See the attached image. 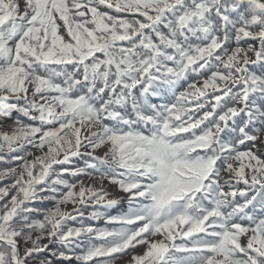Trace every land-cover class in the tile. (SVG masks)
Returning a JSON list of instances; mask_svg holds the SVG:
<instances>
[{
  "label": "snow or ice",
  "instance_id": "obj_1",
  "mask_svg": "<svg viewBox=\"0 0 264 264\" xmlns=\"http://www.w3.org/2000/svg\"><path fill=\"white\" fill-rule=\"evenodd\" d=\"M0 264H264V0H0Z\"/></svg>",
  "mask_w": 264,
  "mask_h": 264
},
{
  "label": "trees",
  "instance_id": "obj_2",
  "mask_svg": "<svg viewBox=\"0 0 264 264\" xmlns=\"http://www.w3.org/2000/svg\"><path fill=\"white\" fill-rule=\"evenodd\" d=\"M99 224L102 226L103 225V221L99 222Z\"/></svg>",
  "mask_w": 264,
  "mask_h": 264
}]
</instances>
